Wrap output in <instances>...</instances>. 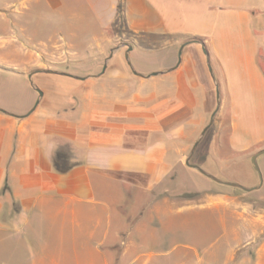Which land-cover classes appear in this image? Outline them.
<instances>
[{"label":"crops","instance_id":"obj_1","mask_svg":"<svg viewBox=\"0 0 264 264\" xmlns=\"http://www.w3.org/2000/svg\"><path fill=\"white\" fill-rule=\"evenodd\" d=\"M20 2L32 47L12 48L24 88L0 97L2 264H151L138 243L154 217L185 225L171 199L203 193L226 212L185 160L216 90L190 162L226 177L264 149V0ZM184 174L191 186L174 188ZM248 206L251 245L230 264H264Z\"/></svg>","mask_w":264,"mask_h":264},{"label":"rangeland","instance_id":"obj_2","mask_svg":"<svg viewBox=\"0 0 264 264\" xmlns=\"http://www.w3.org/2000/svg\"><path fill=\"white\" fill-rule=\"evenodd\" d=\"M9 2L10 5L4 4L0 0V97L6 101L10 98L6 88L13 87L18 91H22L24 88V82H21L19 74L16 73L19 71V67L15 68L14 65H10L17 62L14 60L16 56L18 58L22 56L12 53V48L21 47L22 42H24L23 45L26 44V47H32L31 43L19 36L13 24L18 13L22 11L24 2H20V0ZM35 38L34 43L39 39H45V37ZM55 39L58 40L59 38L55 37ZM257 166L262 177V185L250 192L222 186L215 181L211 182L216 187L223 188L222 192L216 191L213 196H216L217 205L229 207L226 212L212 209L209 203L205 201L203 193L193 194V199H188L189 201H180L178 198L171 199L174 203L171 205L174 209L173 213H177V208H182L179 211L180 214L176 216L178 221H185V225L180 227L177 233V230L172 226L176 219L173 218L174 214H160L157 219L154 217L151 223L152 227L148 229L151 232L150 236L144 237V242L138 243L141 249L149 248L155 252L151 264H159L160 259L164 264L181 262L198 264L197 257L203 259L202 264H230L228 258L232 254L241 258L244 254L245 244L251 240L249 237L252 235L245 233L244 214L247 212H244V203L249 205L248 208L251 209L252 216H259V219L263 221V225L260 224L255 232L259 234V238L263 239L261 243H264V154L257 159ZM215 167V171L218 173L219 166ZM229 170L230 174L226 177L209 174L220 180L238 183L244 187L252 186L253 178L258 182L259 177L252 165L251 158L241 164L232 165ZM233 176L234 178H232ZM191 179L184 174L182 178L180 177L173 183V186L174 188H181L182 186L189 188ZM194 197H198L200 200ZM135 231L130 229L133 237H135ZM246 245L248 247L251 244ZM249 251L251 252V248ZM163 254L165 256L158 257ZM30 262L32 261L24 260L21 264H29ZM0 264H2L1 259Z\"/></svg>","mask_w":264,"mask_h":264},{"label":"water","instance_id":"obj_3","mask_svg":"<svg viewBox=\"0 0 264 264\" xmlns=\"http://www.w3.org/2000/svg\"><path fill=\"white\" fill-rule=\"evenodd\" d=\"M205 55H206V57L208 58V55H207L206 52H205ZM208 67H209L210 72H212L209 62H208ZM37 92H38L39 94H41V92H40L38 89H37ZM218 106H219V97H218V91L216 90V107H215L214 111L211 113V116H210V119H209L208 124H207L206 127L202 130V132L200 133L199 137L197 138V140H196L195 143L193 144L192 148L190 149V151H189V153H188V155H187V157H186L185 164H186L187 166H189V167L195 169L196 171L200 172L201 174H203V175L206 176L207 178H209V179H211V180H213V181H215V182H217V183H219V184H223V185H227V186H230V187H233V188H237V189H240V190L245 191V192H250V191H252V190H254V189H258V188H260L261 185H262V177H261L260 171H259L258 166H257V158H258L260 155L264 154V149L258 151L257 153H255V154L251 157L252 165L254 166L255 170L257 171V174H258V177H259L257 185L252 186V187H244V186H242V185H240V184H238V183H233V182H228V181L220 180V179L214 177L213 175L207 173L206 171H204V170H203L202 168H200L199 166L194 165V164H192V163L190 162V158H191V156H192V154H193V152H194V150H195V148H196V145L198 144V142L200 141V139H201L202 136L204 135V132H205L206 128L212 123V121H213V117H214V114H215L216 110L218 109Z\"/></svg>","mask_w":264,"mask_h":264},{"label":"trees","instance_id":"obj_4","mask_svg":"<svg viewBox=\"0 0 264 264\" xmlns=\"http://www.w3.org/2000/svg\"><path fill=\"white\" fill-rule=\"evenodd\" d=\"M56 164H57V167L58 168L63 169V167H61L58 163H56Z\"/></svg>","mask_w":264,"mask_h":264}]
</instances>
